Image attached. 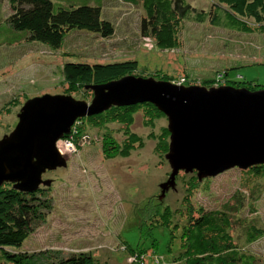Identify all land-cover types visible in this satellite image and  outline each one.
I'll use <instances>...</instances> for the list:
<instances>
[{
  "label": "rangeland",
  "instance_id": "obj_1",
  "mask_svg": "<svg viewBox=\"0 0 264 264\" xmlns=\"http://www.w3.org/2000/svg\"><path fill=\"white\" fill-rule=\"evenodd\" d=\"M187 1L198 12L180 23L181 43L174 49L161 50L152 37L141 34V0H105L103 15L115 26L114 35L107 39L72 31L59 48L34 41L0 44V144L17 129L28 101L50 95L92 104L94 85L126 76L210 89L221 87L211 81L217 72L240 64L230 76L253 80L260 83L256 90H264V33L239 32L223 21L213 24L208 14L216 3L234 9L226 1ZM202 12L206 13L204 20ZM237 14L256 22L242 7ZM71 59L102 63L103 70L69 79L65 65ZM223 86L233 85L225 82ZM153 108L142 103L130 110L131 120L117 116L120 113L115 109L113 113L107 109L106 113L86 115L58 139L56 148L62 161L41 173L37 188L50 191L53 210L46 223L30 235L25 249L89 251L94 264H180L175 251L181 228L170 225L169 241L168 231L157 228L165 223L151 221L157 207L150 204H159L160 210L168 206L174 222L179 219L183 224L192 212L190 204L222 205L241 191L248 174L246 169L234 167L215 176H200L197 170L186 169L173 176L168 158L169 117L164 112L156 116ZM166 132L170 134L169 147ZM254 185L264 189V178ZM257 207L250 217L264 226V193ZM154 223L149 237L148 226ZM238 243L264 258V231L253 243L245 242L241 232ZM0 264L12 263L0 254Z\"/></svg>",
  "mask_w": 264,
  "mask_h": 264
},
{
  "label": "trees",
  "instance_id": "obj_2",
  "mask_svg": "<svg viewBox=\"0 0 264 264\" xmlns=\"http://www.w3.org/2000/svg\"><path fill=\"white\" fill-rule=\"evenodd\" d=\"M223 1L234 9L216 3L208 14L213 24L223 21L227 27L239 32L264 33V0ZM104 2L105 0H0V44L34 41L59 48L72 31L87 32L103 39L110 38L115 33V26L103 15ZM141 2L144 10L141 34L144 37H152L161 50L178 48L181 43L180 23L192 13H197V8L187 0H141ZM240 7L247 16L255 17L256 22L239 16L237 9ZM205 16L206 13L202 12L200 18L204 20ZM103 66L102 63L71 59L66 62L65 72L69 79L82 78L102 71ZM239 66L240 64H236L225 71L217 72L211 81L217 86H223L228 82L237 88L256 90V84L260 86V83L230 76L231 71ZM140 105L142 103L113 105L108 110L110 112L112 109L119 110L117 113L120 115L117 116L131 120L130 110ZM145 105H151L152 108L155 106L152 113L156 116L164 114L151 102H145ZM169 135L166 132L165 141L168 147ZM245 172L248 176L242 183L241 191H236L220 206L190 204L192 212L188 222L183 224L179 219L174 222L175 215L171 214L168 206L165 210H160L159 204H150L157 207L151 221L162 220L161 222L165 223L157 228L168 231L169 241L172 235L170 225L175 224L181 228L180 245L175 251V260L180 264H264L261 255L247 251L245 246L238 243L241 232L245 242L253 243L262 238L264 231V226H259L256 219L250 217L257 212V202L264 193V189L254 185L264 178V163L248 167ZM248 190L251 191L250 195L246 194L247 192L249 194ZM52 210L53 198L48 189L41 192L38 189L26 192L20 191L15 184L6 183L1 186L0 254L5 261L12 264H94L89 251L31 252L25 249V242L46 223L47 216ZM244 211L247 213L243 215ZM151 225L153 226H148L149 230L146 233L149 237L156 223ZM142 226L141 231L144 229V225ZM238 227H241L240 233H237ZM167 249L170 252L169 243Z\"/></svg>",
  "mask_w": 264,
  "mask_h": 264
},
{
  "label": "water",
  "instance_id": "obj_3",
  "mask_svg": "<svg viewBox=\"0 0 264 264\" xmlns=\"http://www.w3.org/2000/svg\"><path fill=\"white\" fill-rule=\"evenodd\" d=\"M93 89L92 104L50 95L28 101L17 129L0 144V187L14 182L19 190L35 191L41 173L62 161L56 142L78 118L102 113L112 105L145 102L169 117L173 176L180 169L215 176L264 163V90L184 87L135 76Z\"/></svg>",
  "mask_w": 264,
  "mask_h": 264
},
{
  "label": "bare ground",
  "instance_id": "obj_4",
  "mask_svg": "<svg viewBox=\"0 0 264 264\" xmlns=\"http://www.w3.org/2000/svg\"><path fill=\"white\" fill-rule=\"evenodd\" d=\"M36 145H37V144H36ZM36 145H35V146H36Z\"/></svg>",
  "mask_w": 264,
  "mask_h": 264
}]
</instances>
